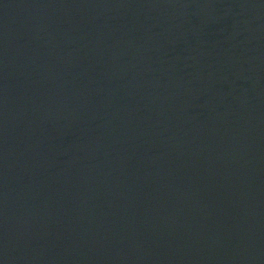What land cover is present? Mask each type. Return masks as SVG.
<instances>
[{"label": "water", "instance_id": "1", "mask_svg": "<svg viewBox=\"0 0 264 264\" xmlns=\"http://www.w3.org/2000/svg\"><path fill=\"white\" fill-rule=\"evenodd\" d=\"M0 264H264V0H0Z\"/></svg>", "mask_w": 264, "mask_h": 264}]
</instances>
